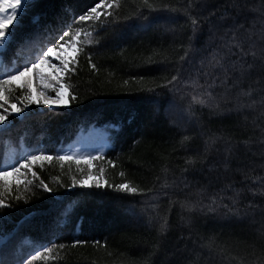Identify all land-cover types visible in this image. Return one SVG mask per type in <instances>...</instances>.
I'll return each mask as SVG.
<instances>
[{
	"label": "trees",
	"instance_id": "obj_1",
	"mask_svg": "<svg viewBox=\"0 0 264 264\" xmlns=\"http://www.w3.org/2000/svg\"><path fill=\"white\" fill-rule=\"evenodd\" d=\"M151 2L176 8H188L191 3L196 7L190 9L191 15L183 11L153 13L156 23L148 30L113 25L106 33H98L101 44L89 48L88 54L99 71L89 67L85 55L79 56L76 71L66 74L68 78L63 81L66 85L70 83L72 88H67L69 103L61 106V111L33 104L29 115L16 117L14 124L9 126L10 132L0 129V170L6 162L12 163L27 153L34 154L37 149L49 150L55 156L69 151L95 153L104 147V158L90 166L89 183L101 178L96 170L98 167L105 170L104 179L109 183H121L119 173L124 172L136 186H155L154 198L110 192L103 197L104 212L98 213L101 197H84V190L59 187L69 183L72 176L80 178L75 162H65L63 167L56 159L51 163L44 162L42 167L38 162L24 176H9L10 189L0 185V199L14 205L0 209V261L13 264L15 260L34 254V250H42L41 246L52 247L53 244L56 247L51 256L44 254L33 264H224L228 256L238 257L231 264H249L254 259L252 245L256 244L258 252L264 241L259 216L255 220H240L189 213L181 208V202L199 199L197 193L201 189L206 190L205 195L219 192L225 197L233 196L235 190H242L243 203H261L259 196L253 197L248 191L249 188L258 191L261 182L257 178L264 177V162L259 155L260 128L253 124L259 109H240L237 114L234 99L222 103L219 111L201 108L192 101V96L200 92L193 82L198 79L197 69L201 67L200 59L205 53L192 58L191 63L183 62V66L179 60L189 43L198 49L208 47L210 29L219 26L217 34H223L234 15L230 11L232 0ZM248 2L250 6H259L261 0ZM141 3L142 0H126L124 14L135 11ZM203 5L208 7L201 12ZM210 9L216 12V17L211 20L207 19ZM144 11L147 14L148 9ZM258 15H249L248 23L258 19ZM200 16L205 19L200 21L197 38L190 41L192 18L199 19ZM165 18L170 19L168 24L163 23ZM20 20V24L13 22L10 25L18 35L35 27L31 16ZM77 26L88 28V25H73ZM55 27L58 31L59 26ZM51 35L55 33L40 35L20 53L22 59L18 62L32 58L35 49ZM13 59L11 53L0 56V73L12 67ZM149 59L153 62L148 63ZM177 68H182L180 91L163 90L158 97L161 103L155 109L142 101L141 94L125 95L121 91L127 89L124 82L130 81L131 77L144 76L147 81L156 78L161 82L164 77L170 79L176 75ZM147 81L146 85L152 86ZM198 83L204 84V78L200 77ZM132 86L145 85L136 83ZM222 93L223 89L216 88L213 95L219 98ZM21 95L19 91L15 92V96ZM12 102L20 106L19 101ZM126 106L137 107L143 116L142 120L130 124L131 131L124 130L127 127L123 111ZM185 137L192 139L187 142ZM209 137L230 139L233 154L228 156L221 140L208 151L203 166L198 164L199 170L193 172L186 161L205 152ZM109 161L115 162V166ZM185 168L189 169L187 173L183 171ZM17 180L19 185L15 183ZM27 181L31 183L25 187ZM41 182L50 188L59 187V190L49 194L40 187ZM230 183L233 188L227 189ZM25 195L28 196L27 203L24 202ZM146 200L158 207L144 211ZM129 207L134 211H125ZM66 209L70 210L67 216L64 215ZM157 213L159 217L167 215L170 220V230L164 235L159 232ZM77 239L87 240L88 244L73 247V241ZM94 241H100V244L96 245ZM105 241L107 247H104ZM61 244L66 247L61 249Z\"/></svg>",
	"mask_w": 264,
	"mask_h": 264
},
{
	"label": "snow or ice",
	"instance_id": "obj_2",
	"mask_svg": "<svg viewBox=\"0 0 264 264\" xmlns=\"http://www.w3.org/2000/svg\"><path fill=\"white\" fill-rule=\"evenodd\" d=\"M126 0H0V56L11 53L14 57L12 67L5 68L3 73H0V129L5 133L10 132L11 124H14L16 117L27 116L31 113V105L47 106L54 109L56 112L61 111L62 105H65L62 89L72 88V85L64 84L62 81L68 78L66 74H71L76 71L78 59L80 55H85L88 65L91 69L99 71L97 65L92 62L91 55L88 54V49L101 44V39L98 38V33L107 32L110 26L117 27H134L143 30L151 29L156 23L153 13L159 12H181L186 15H191L190 9H195V5L189 4L188 8H176L169 4H156L151 0H142L140 6L136 10L124 14ZM74 5H82L76 7ZM59 6V7H58ZM207 5L200 7L202 12ZM148 9L147 14L144 9ZM229 11V9H226ZM230 11L234 13L231 19V24L227 25L223 34L218 35L220 28L210 29L209 44L206 48H194L192 43H189L188 48L184 51V55L179 57L182 62L191 63V59L205 53L200 59L201 67L197 69V81H194L196 88L200 89L198 95L192 96V101L201 108H208L212 111H219L222 103L229 102L234 99L236 102L237 114L240 109H259L258 117L253 121L254 126H259L261 139L260 143V160L264 162V0H261L259 6H250L248 0H232ZM258 13V19H252L251 24L248 23L249 15ZM31 16L35 27L30 32H25L18 35L14 27L15 24H20V18ZM216 17V12L210 9L207 19L211 20ZM205 17L200 16L192 18V37L195 40L196 33L200 27V21ZM56 25L59 26L57 31ZM73 25H88V28L73 27ZM259 25V27H257ZM52 33L47 42H41L38 49H35V55L30 59H24L22 63L18 62L22 58L20 53L32 45L40 35L48 36ZM116 38V37H114ZM219 41L220 43H216ZM66 49H72L74 54L65 55ZM35 61V62H33ZM55 61V62H53ZM153 61L149 59L148 63ZM44 66L52 69L50 72L43 70ZM182 68L176 69V75L162 78L161 82H157L156 78L147 81L144 76L131 77L130 81H125L128 85L127 89L121 90L125 95L141 94V99L146 105H150L155 109L160 105V97L163 90L180 91L178 85L181 83ZM200 77L204 78V84L198 83ZM150 83L152 86H147ZM34 82L36 88H34ZM140 83L142 87H133L132 85ZM216 88L223 89L222 95L218 98L213 95ZM19 91L22 95L17 97L15 92ZM49 91L55 94V98L47 95ZM35 93V94H34ZM257 96L259 97L257 99ZM13 100L19 101L20 106ZM191 110V105L189 106ZM66 110V109H63ZM123 111L126 113L124 124L127 126L124 130L131 131L130 124H135L143 119L141 111L134 106H126ZM9 117H12L9 120ZM191 137H185L184 141L190 142ZM223 140L228 156L233 154V145L230 139L225 137H209V142L206 145L203 154L197 153L196 156L190 157L186 163L192 166V171H198V164L202 167L206 160L208 151L216 147L219 141ZM248 146V142H245ZM218 150V149H217ZM106 149L101 147L95 153L62 152L55 156L49 150L37 149L35 153H27L18 160L12 163H5L3 170H0V185L11 188L8 181L9 176L27 174V170L33 168L38 162L41 167L44 162L51 163L53 159L61 162V166L65 162H75L80 172V178L72 176L70 182L61 184L66 190L79 188L83 191V196L89 195L101 197L98 201L100 205L97 208L98 213H103L104 200L103 197L109 195L110 192L123 193L130 197H148L154 198L157 191L155 186L139 187L133 181L126 178L124 172L119 175L122 179L121 183H109L104 179L105 170L97 168L101 178L89 183L91 177V164L94 161L102 160ZM227 167V159L224 161ZM83 164L85 167H80ZM113 167L115 162L109 161ZM264 166V164H262ZM25 171L22 172L21 170ZM185 173L189 169L183 170ZM32 176L36 173L33 171ZM247 180L248 177L246 176ZM261 182V187L257 191L254 188H249L253 197L261 198L260 204L243 203L242 190H235L233 196L225 197L219 192L211 195H205V189H201L197 195L199 199L196 201L185 200L181 202V208L187 209L189 213L199 212L201 214H210L213 216H227L233 219L246 220L252 218L255 220L259 216L261 224V235L264 236V177L257 178ZM17 185L20 181H15ZM31 181L25 183V187ZM40 187L49 194H54L58 188H50L47 184L41 182ZM187 187V185H186ZM227 189H232L233 184H228ZM94 190V191H93ZM221 189L220 191H224ZM34 195V193H33ZM17 200L20 197L16 198ZM227 199L228 203H224ZM208 202L205 203L204 201ZM24 202H28V196L25 195ZM147 207L143 209H156V204H149L145 201ZM13 204H5L0 199V209L13 208ZM125 211H134L129 207ZM69 209L65 210L64 215H68ZM159 217V213H157ZM150 217V219H157ZM191 217H189V221ZM159 232L164 235L170 230V220L168 216L159 217L158 219ZM87 240H74L72 246L77 247L87 245ZM94 244L99 245L100 241H94ZM211 246V244L209 245ZM52 247L41 246V249L34 250V254H29L27 258H20L13 261V264H33L38 258L44 254L51 256ZM61 249L66 245H59ZM104 247H107L105 241ZM253 256L254 259L249 261V264H264V241L257 246L254 243ZM223 252V249H220ZM110 255V254H109ZM238 257L228 256L224 264H231V261ZM0 264H8L7 260L0 261Z\"/></svg>",
	"mask_w": 264,
	"mask_h": 264
},
{
	"label": "rangeland",
	"instance_id": "obj_3",
	"mask_svg": "<svg viewBox=\"0 0 264 264\" xmlns=\"http://www.w3.org/2000/svg\"><path fill=\"white\" fill-rule=\"evenodd\" d=\"M169 20H170L169 18H165V19L163 20V23L168 24ZM64 54H65V55H69V56H71V55L74 54V52H73L72 49H66V52H65ZM53 62H55V61H53ZM43 70H44L46 73L52 71V69H51L50 67H48V66H44V67H43ZM62 83H63V81H62ZM34 88H36V83H35V82H34ZM61 93L63 94L64 101L66 102L65 105H67V104L69 103V93H68L67 88L62 89V90H61ZM34 94H35V93H34ZM47 95L52 96V98H55V94H54L53 92H51V91H49V93H47ZM65 105H62V106H65ZM60 107H61V106H60ZM184 120H185V118H184ZM184 120H183V121H184Z\"/></svg>",
	"mask_w": 264,
	"mask_h": 264
}]
</instances>
